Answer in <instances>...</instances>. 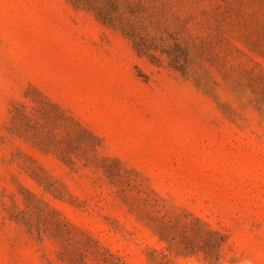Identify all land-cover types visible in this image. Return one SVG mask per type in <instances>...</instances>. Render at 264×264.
Listing matches in <instances>:
<instances>
[{
  "label": "rangeland",
  "instance_id": "obj_1",
  "mask_svg": "<svg viewBox=\"0 0 264 264\" xmlns=\"http://www.w3.org/2000/svg\"><path fill=\"white\" fill-rule=\"evenodd\" d=\"M0 264H264V0H0Z\"/></svg>",
  "mask_w": 264,
  "mask_h": 264
}]
</instances>
